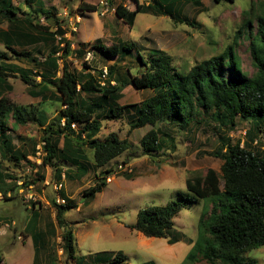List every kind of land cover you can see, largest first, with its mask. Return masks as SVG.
<instances>
[{
    "label": "rangeland",
    "instance_id": "374dc122",
    "mask_svg": "<svg viewBox=\"0 0 264 264\" xmlns=\"http://www.w3.org/2000/svg\"><path fill=\"white\" fill-rule=\"evenodd\" d=\"M1 1L0 64L38 70L32 59L42 62L52 46H56L55 43L44 46L42 41L26 43L19 39L15 44L10 43L13 48L6 47L7 39L1 32L11 31L19 20L33 18L34 22L47 26L51 32L56 30V22L59 23L67 32V39L73 43L74 51L80 48L81 40L91 43L86 46L87 51L96 47L98 35L106 47L114 43L135 47L133 57L130 50L124 52L125 58L114 65L112 58L96 55L94 48L90 50L93 58L87 62L93 68L102 72L107 68L109 73L110 68L114 67L115 76L121 75L123 78H126L125 71L128 68L132 69L133 74L139 73L136 52L149 58L154 50L171 57L172 65L180 75L187 73L195 65L219 56L228 47L234 46L236 33L246 13L252 7L259 10L264 4V0L223 1L219 4L214 0H200L202 6L197 7L182 1L174 11L177 19L183 21L180 23L169 17L154 15L153 11L135 15L130 0ZM81 3L95 7L97 11L84 10ZM140 3L147 6L154 4V1L140 0ZM10 9L19 19L15 23V20L9 22L13 18L7 13ZM93 28L99 31L94 33V38L88 39ZM33 32L40 35L39 31ZM235 48L241 70L252 76L256 70L250 54L249 39L244 36ZM26 51L32 53L29 59L21 56ZM69 62L75 72L84 71V57L71 56ZM1 72L6 85H0V99L5 98L14 108L41 109L45 112L44 116L50 119L56 116L60 108L58 103H42L39 98L30 95L29 87L22 82L18 73L9 70ZM105 78L102 80L106 83L108 76ZM128 83H125L124 89L125 104L140 103L152 96L151 91H137L131 85L127 86ZM199 122L190 132L169 122H159L154 127L146 126L137 130H131L127 118L104 122L98 135L101 141L115 134L121 140L127 139L132 149L107 166L114 170L110 181H107L95 201L85 206L83 193L99 181L100 172L91 170L87 175H81L76 167L58 158L54 160L55 167L67 175L65 180L59 182L54 176V169L51 166L39 167L41 161L34 154L36 146L42 143L43 128L32 121L20 125L10 115L7 134L14 148L28 158L16 162L5 158L0 152V173L3 175V179H0V194L3 196L0 204V258L3 264H34L35 250L31 236L37 231L47 235L44 237L46 249L40 250L38 264H75L63 251L62 236L65 230L59 228L52 204L59 196L54 186L60 183L63 184L62 194L76 205V208L65 213L66 229L75 233L76 260L83 257L87 264H92L98 257H103L113 262L121 252L126 259L117 264H186L187 257L199 241L198 225L205 205L208 217L213 204L199 200L180 212L174 220L175 229L190 242L181 241L173 245L167 239L146 238L131 229L137 223L140 210L168 206L182 197L188 198L187 179L198 175L204 177L209 169L221 176L223 162L216 153L228 144L240 141L242 147L255 152L259 150L264 157V133H255L258 145L251 143L247 134L251 129L249 122L236 120L235 125H230L222 113H212ZM152 129L159 132L163 147L158 152L146 155L141 140ZM83 149L89 157L85 164L88 167L93 164V152L86 146ZM33 180L36 181L33 183ZM220 187L224 189L223 180ZM245 257L254 259L256 264H264V246L246 253ZM192 264L211 263L200 255L197 262Z\"/></svg>",
    "mask_w": 264,
    "mask_h": 264
},
{
    "label": "trees",
    "instance_id": "16d2710c",
    "mask_svg": "<svg viewBox=\"0 0 264 264\" xmlns=\"http://www.w3.org/2000/svg\"><path fill=\"white\" fill-rule=\"evenodd\" d=\"M27 1L30 3V0ZM153 1L154 4L144 6L140 0H130L135 15L153 11L157 16L169 17L180 23L183 21L177 19L174 11L182 1L193 3L197 7L202 6L200 0ZM214 1L217 4L223 1L235 2ZM9 5L12 7L11 3ZM81 5L84 10L97 11L86 3ZM7 13L13 16L9 22L15 20V23L19 20L12 9ZM118 13L121 14L120 10ZM17 22L8 33L1 32L7 39V48H13L10 43L15 44L19 39L26 43L42 41L44 46L55 43L56 46H52L49 55L42 62L32 59L38 70L20 69L2 63L1 74L5 70L18 73L22 82L29 87L33 98L41 99L42 103H58L60 108L56 116L49 119L41 109L14 108L5 98L0 99V152L5 158L16 162L28 158L14 148L7 134L10 115L20 125L31 121L38 123L43 128L44 144L39 167L51 166L59 182L65 180L67 175L55 167L54 160L58 158L76 167L81 175H87L91 170L100 172L99 181L83 193L85 206L93 203L106 187L108 178L114 172L107 166L132 149V144L127 139L121 140L115 134L101 141L98 135L104 122L127 118L131 130L169 122L190 132L195 125L200 124L201 118L212 113H222L228 118L230 125H235L236 120L249 122L251 129L247 134L254 145H257L255 133H264V4L259 10L252 7L246 13L242 26L236 33L234 46L228 47L219 56L202 61L185 74L180 75L172 65L171 57L162 51H152L149 58L136 52L140 74H133L132 69L128 68L127 76L123 78L121 75L115 76L116 71L112 67L107 74L106 83L102 80L106 79L102 70L93 68L85 60L88 52L86 46L90 44H82L74 51L73 43L66 37L67 32L57 22L53 32L47 26L34 22L33 18ZM33 31H39L40 35ZM244 36L249 39L250 54L256 70L252 76L241 70L235 50L238 41ZM57 37L61 39L57 40ZM93 48L95 53L103 57L117 58L120 61L125 58L124 52L129 50L133 57L135 49L129 44H114L111 47L97 44L91 49ZM31 55L30 51L21 53V56L28 59ZM71 56L84 57L83 72L78 73L71 69ZM126 82H129L127 86L131 85L137 91H151L152 96L140 103L120 105L119 100ZM0 85H6L2 75ZM73 125H76V129ZM84 146L93 152V164L90 163L88 167L85 164L89 157L85 154ZM141 147L146 155L161 150L163 140L160 139L159 132L152 129L147 133L141 140ZM37 152L36 146L34 154ZM216 156L223 162L221 176L215 170L209 169L204 177L198 175L187 179L186 190L190 195L188 198L182 197L168 206L140 210L137 223L131 229L146 238L167 239L171 245L181 241L189 243L190 240L175 229L174 220L183 209L204 200L205 204L211 202L213 209L206 217L205 205L198 225L199 241L185 263H195L202 255L211 264H256L254 259L246 258L245 254L264 246V157L259 150L255 152L242 147L240 141L228 144ZM0 179H3L1 173ZM221 180L224 181L223 190L220 187ZM61 191L59 195L66 200V204L59 205L56 201L52 204L56 210L57 224L65 230L62 236L63 251L75 264H87L83 257L76 260L75 233L66 229L65 213L76 208V205ZM46 236L45 232L38 231L31 236L35 249L34 264H38L40 250L46 249ZM125 259L126 256L120 252L113 262L98 257L92 264H117ZM0 262H3L1 258Z\"/></svg>",
    "mask_w": 264,
    "mask_h": 264
},
{
    "label": "built area",
    "instance_id": "2783aa9c",
    "mask_svg": "<svg viewBox=\"0 0 264 264\" xmlns=\"http://www.w3.org/2000/svg\"><path fill=\"white\" fill-rule=\"evenodd\" d=\"M75 30V29H74ZM61 39V37H57V40H60ZM93 58V56H92V53H91V51L89 50L87 53H86V55H85V60L86 61H88V60H90V59H92ZM103 77L105 78L106 76H107V74H108V71H107V68L106 69H104L103 70ZM64 123V122H63ZM74 129H76V125H73L72 126ZM263 138H264V134H263ZM255 144H257L258 145V141L256 140L255 141ZM44 144L43 143H41L40 145H38V147H37V150H38V152H37V159H38V161H41V159H40V157H42V155H43V153H42V146H43ZM41 164V163H40ZM65 176H63V178H64ZM108 181H110V178H108ZM54 188H55V190L57 191V193L59 194V192L63 189V184L62 183H60V184H55V186H54ZM2 201H3V196L0 194V204L2 203ZM56 203L57 204H59V205H65L66 204V200L63 198V197H61L60 195L57 197V199H56ZM0 264H3V262H0Z\"/></svg>",
    "mask_w": 264,
    "mask_h": 264
},
{
    "label": "crops",
    "instance_id": "0c3cea01",
    "mask_svg": "<svg viewBox=\"0 0 264 264\" xmlns=\"http://www.w3.org/2000/svg\"><path fill=\"white\" fill-rule=\"evenodd\" d=\"M1 5H2V1L0 0V6H1ZM147 6H148V5H147ZM141 13H149V11H145V12H141ZM141 13H140V14H141ZM154 15H155V14H154ZM93 27H94V25H93ZM102 28H103V25H102ZM98 31H99V30H96V29L93 28L92 34H91V36H90L91 38H88V39H92V38H94V37H93V36L95 35L94 33H95V32H98ZM79 35H80V34H79ZM99 36H100V35H98V37H96V41H95V43L97 42V44H100V45L104 46V45H103L104 43H102L103 41L101 40L102 38L99 37ZM80 42H81V43H80L81 45H82V44H86V45H87V44H91V43H89V41H88V42H85V40H81ZM91 42H92V41H91ZM114 44H115V43H114ZM114 44H112V45H114ZM119 44H120V43H119ZM112 45H111V46H112ZM111 46H109V47H111ZM104 47H106V46H104ZM96 55L100 56V54H98V53H96ZM100 57H103V55H101ZM112 60H113V63H112L113 65L118 61V60L115 59V58H112ZM126 70H127V69H126ZM125 72H126V71H125ZM128 72H129V71H128ZM132 88H133V87H132ZM124 92H125V90L122 91V97H121V99L119 100V104L122 105V106H124V105H128V104H125V103L123 102V100H124V98H125V97H124ZM40 100H41V99H40ZM46 103H47V102H46ZM58 110H59V109H58ZM49 119H50V118H49ZM51 119H52V118H51ZM19 238H21V237H19ZM34 250H35V249H34ZM73 262H74V261H73ZM34 263H35V262H34Z\"/></svg>",
    "mask_w": 264,
    "mask_h": 264
}]
</instances>
